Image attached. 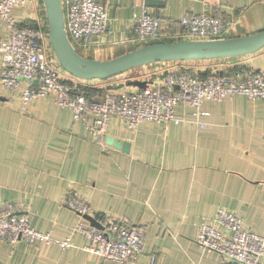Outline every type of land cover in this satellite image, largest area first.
<instances>
[{
	"label": "crops",
	"instance_id": "crops-1",
	"mask_svg": "<svg viewBox=\"0 0 264 264\" xmlns=\"http://www.w3.org/2000/svg\"><path fill=\"white\" fill-rule=\"evenodd\" d=\"M95 1L107 9L108 30L89 45L75 44L90 59L110 60L141 47L133 18L143 10L161 18L160 42L179 40L182 18L204 11L237 19L232 37L264 29V2L259 0ZM34 8L45 17L43 0L15 8L13 15L33 25ZM9 35L0 23V42ZM232 59L264 68V48ZM1 65L0 52V78ZM117 79L95 84L125 90ZM201 111L197 115L180 105L179 124L144 121L136 130L114 118L106 137L129 142V151L108 145L106 137L104 150L53 95L32 101L23 111L20 100H11L0 84V203L20 206L36 229L72 243L0 241V264H117L84 250L88 240L75 231L80 216L62 204L72 185L91 202L93 217L109 215L145 230L144 253L132 264H150L152 255L156 264H228L195 238L200 224L220 207L264 235V102L237 95L207 101Z\"/></svg>",
	"mask_w": 264,
	"mask_h": 264
},
{
	"label": "built area",
	"instance_id": "built-area-1",
	"mask_svg": "<svg viewBox=\"0 0 264 264\" xmlns=\"http://www.w3.org/2000/svg\"><path fill=\"white\" fill-rule=\"evenodd\" d=\"M30 1L0 0V23L10 32L9 39L0 42L1 87L11 100H20L23 111L32 101L53 95L60 106L73 112L75 120L87 125L94 141L104 150L107 129L114 118L121 119L130 130H136L144 121L165 122L167 126L179 124L176 110L180 105L195 109L199 115L207 101L245 95L264 102V68L233 57L211 59L207 64L202 60L150 64L152 70L135 79L148 85L135 90H115L119 84L105 90V86L95 83L106 80L69 76L49 41L45 10L46 19L34 8L33 25L20 23L14 17L13 10L26 8ZM62 4L65 29L74 47L75 44L89 45L106 34L109 22L103 4L95 0H62ZM180 24L182 33L176 35L179 40H215L232 37L238 20L223 13L204 11L186 14ZM133 25L136 41L141 46L163 39L161 18L146 10L135 14ZM91 82L94 86L88 85ZM85 87L97 90L90 95ZM62 204L80 216L75 231L88 240L84 247L87 252L117 264L136 263L144 253L146 232L142 227L109 215L94 216L100 227L92 225L85 218L91 215V202L75 185L68 188ZM0 241L12 245L41 241L72 246L70 238L59 240L50 232L36 229L30 213H22L20 206L7 202L0 203ZM195 242L218 253L226 262L264 264V235L246 226L236 212L224 207L200 224ZM150 264H156L155 255L151 256Z\"/></svg>",
	"mask_w": 264,
	"mask_h": 264
},
{
	"label": "water",
	"instance_id": "water-1",
	"mask_svg": "<svg viewBox=\"0 0 264 264\" xmlns=\"http://www.w3.org/2000/svg\"><path fill=\"white\" fill-rule=\"evenodd\" d=\"M49 25V41L61 66L73 76L83 80H107L132 69L160 62L211 60L240 57L256 53L264 48V29L253 34L215 40H179L154 42L110 60L90 59L80 54L69 40L65 29L62 0H43ZM136 86L145 88L142 80L120 84V88ZM108 145L129 151V142L115 136L106 137ZM85 218L95 226L99 223L92 215ZM228 264H238L228 262Z\"/></svg>",
	"mask_w": 264,
	"mask_h": 264
},
{
	"label": "rangeland",
	"instance_id": "rangeland-1",
	"mask_svg": "<svg viewBox=\"0 0 264 264\" xmlns=\"http://www.w3.org/2000/svg\"><path fill=\"white\" fill-rule=\"evenodd\" d=\"M201 62L204 63V64H207L210 61L209 60H202ZM145 66H147V65H145ZM145 66L138 67V68L132 69L130 71H127L123 75L118 76V78L122 79L123 83H125V82L127 83V82H129L131 80H134V77H138V76L140 77V75L141 76H145L152 70L151 66H149V65H148V67H145ZM69 76H72V74L69 73ZM119 79H117V80H119ZM123 89H125V90H135V89H137V87L125 85L123 87ZM115 90H119V89H115Z\"/></svg>",
	"mask_w": 264,
	"mask_h": 264
},
{
	"label": "trees",
	"instance_id": "trees-1",
	"mask_svg": "<svg viewBox=\"0 0 264 264\" xmlns=\"http://www.w3.org/2000/svg\"><path fill=\"white\" fill-rule=\"evenodd\" d=\"M169 62H176V61H169ZM160 63H168V62H160ZM160 63H155V64H160ZM113 78H116V77H113ZM113 78H110V79H113ZM110 79H107V80H110ZM84 90H86L90 95H93L95 94L97 89L85 87Z\"/></svg>",
	"mask_w": 264,
	"mask_h": 264
}]
</instances>
